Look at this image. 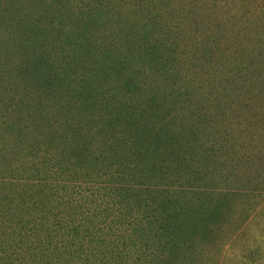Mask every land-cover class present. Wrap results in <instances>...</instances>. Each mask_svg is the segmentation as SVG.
<instances>
[{
	"label": "rangeland",
	"instance_id": "obj_1",
	"mask_svg": "<svg viewBox=\"0 0 264 264\" xmlns=\"http://www.w3.org/2000/svg\"><path fill=\"white\" fill-rule=\"evenodd\" d=\"M0 264H264V0H0Z\"/></svg>",
	"mask_w": 264,
	"mask_h": 264
}]
</instances>
